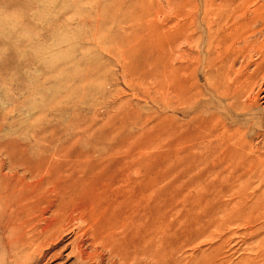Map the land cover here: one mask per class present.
<instances>
[{
  "label": "rangeland",
  "instance_id": "1",
  "mask_svg": "<svg viewBox=\"0 0 264 264\" xmlns=\"http://www.w3.org/2000/svg\"><path fill=\"white\" fill-rule=\"evenodd\" d=\"M238 4L0 0V264H86L78 223L39 238L53 185L152 186L187 197L162 207L218 214L243 193L264 208V0ZM223 132L239 141L226 164Z\"/></svg>",
  "mask_w": 264,
  "mask_h": 264
},
{
  "label": "bare ground",
  "instance_id": "2",
  "mask_svg": "<svg viewBox=\"0 0 264 264\" xmlns=\"http://www.w3.org/2000/svg\"><path fill=\"white\" fill-rule=\"evenodd\" d=\"M237 2L239 14L249 13L250 0ZM259 9L254 14L264 20V4ZM219 140L221 162L230 163L239 141L227 132ZM161 191L101 183L53 185L42 196L53 214L39 238L51 239L78 223L80 236L73 254L86 264L105 259L109 264H264V208L259 198L242 193L243 201L224 202L219 214L218 205L189 212L162 207L169 201L185 202L187 197Z\"/></svg>",
  "mask_w": 264,
  "mask_h": 264
}]
</instances>
